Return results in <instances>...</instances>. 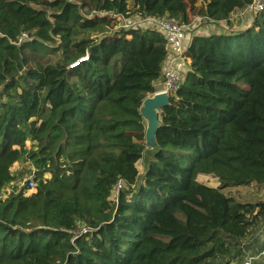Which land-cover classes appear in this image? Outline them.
<instances>
[{
  "label": "trees",
  "instance_id": "1",
  "mask_svg": "<svg viewBox=\"0 0 264 264\" xmlns=\"http://www.w3.org/2000/svg\"><path fill=\"white\" fill-rule=\"evenodd\" d=\"M251 3L0 0V195L15 164L35 169L34 190L0 199V264L242 257L250 231L264 230V202L221 191L264 186V10L244 31L192 36L187 72L159 117L160 150L142 174L138 109L162 81L167 46L157 31L125 30L117 18L131 5L143 19L231 28Z\"/></svg>",
  "mask_w": 264,
  "mask_h": 264
},
{
  "label": "rangeland",
  "instance_id": "2",
  "mask_svg": "<svg viewBox=\"0 0 264 264\" xmlns=\"http://www.w3.org/2000/svg\"><path fill=\"white\" fill-rule=\"evenodd\" d=\"M200 4V2H198ZM130 14L128 15V18H121L118 17V27L125 29V30H130V29H147L149 28V20L148 19H143L142 17L138 15H133V10L130 5ZM212 25L210 22H208L205 19L194 17L191 19L190 26H195L196 30L200 34L204 33H212V32H217L222 30L221 26H216ZM231 28L233 27V23H231ZM208 31V32H207ZM190 34L192 32L190 31ZM26 148L30 149L31 144H26ZM139 172L142 174L143 173V166L140 162V165L138 166ZM12 172L14 173V182L12 183L11 186H9L7 189L9 191H12L13 188L16 187V184L18 182H23L26 180L28 177H34V166L30 164L28 161L23 159L21 162L15 164L12 167ZM47 177V176H45ZM197 181L200 184H203L207 187H212V188H217L218 183L216 180L209 176H199L197 178ZM222 194L232 198L234 201L239 202V203H259V202H264V186H259L255 184H251L249 186L245 187H235V188H227L223 189ZM243 246V251H242V257L240 259L234 260L231 264H242L243 261L247 258H252V264H264L263 258L258 257L259 252L261 248L264 246V230H263V225L253 228L246 239L242 242Z\"/></svg>",
  "mask_w": 264,
  "mask_h": 264
},
{
  "label": "built area",
  "instance_id": "3",
  "mask_svg": "<svg viewBox=\"0 0 264 264\" xmlns=\"http://www.w3.org/2000/svg\"><path fill=\"white\" fill-rule=\"evenodd\" d=\"M263 10L264 0H252V3L243 10V14L252 19ZM148 20L149 28L147 29L157 31L164 38L167 46V57L163 64L164 68L162 72L161 91L167 92L168 95H172L187 72V67L185 65L186 61L183 56L186 53L192 38V35L190 34V25L184 26L173 19L166 17ZM86 60L87 58L82 59V61ZM22 188H26L29 191L34 190V177H28L23 182H18L16 184L17 190ZM120 188L121 186L119 184L116 185L114 189L115 193ZM11 192L12 191H9L8 189L4 190L0 195V199H4ZM260 256H264V251L260 253ZM252 261V258H247L242 264H252Z\"/></svg>",
  "mask_w": 264,
  "mask_h": 264
},
{
  "label": "water",
  "instance_id": "4",
  "mask_svg": "<svg viewBox=\"0 0 264 264\" xmlns=\"http://www.w3.org/2000/svg\"><path fill=\"white\" fill-rule=\"evenodd\" d=\"M170 95L167 92H155L148 96L141 103L138 112L145 125L144 146L145 150L142 155L141 164L143 173L150 169L151 159L159 152L156 135L160 128L159 117L163 109L169 105Z\"/></svg>",
  "mask_w": 264,
  "mask_h": 264
},
{
  "label": "crops",
  "instance_id": "5",
  "mask_svg": "<svg viewBox=\"0 0 264 264\" xmlns=\"http://www.w3.org/2000/svg\"><path fill=\"white\" fill-rule=\"evenodd\" d=\"M231 23H233V27H237V28H235V30H233L234 28H229V27L225 26V23H219L218 25L222 27V30L221 31H218L217 30V32H212V33L213 34L214 33L215 34H220V33L222 34L224 32H228L229 30L230 31H233V32L244 31V30H246L247 28H249L251 26L252 19L250 17H247L245 14H243V11H242V12H237L236 14H234L232 16ZM213 25H212V28H213ZM218 25H216V26H218ZM190 31L192 32V34H191L192 36H196V35L197 36H208V35L212 34V33L200 34L198 32L200 30H196V27L195 26H190ZM163 68H164V65L162 67V72H163ZM154 86L156 88V92H160L162 90L161 80L158 81V82H156L154 84ZM258 257H261L260 256V252H259Z\"/></svg>",
  "mask_w": 264,
  "mask_h": 264
}]
</instances>
